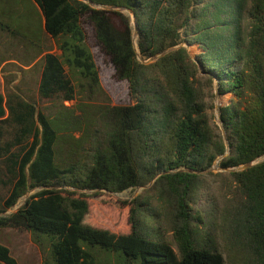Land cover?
<instances>
[{
    "label": "trees",
    "instance_id": "trees-1",
    "mask_svg": "<svg viewBox=\"0 0 264 264\" xmlns=\"http://www.w3.org/2000/svg\"><path fill=\"white\" fill-rule=\"evenodd\" d=\"M89 1L135 15L138 51L127 12L33 0L61 51L46 54L39 94L77 103L67 68L101 91L97 49L127 82L131 104L102 107L99 122L90 108L64 106L66 116L53 121L34 103L0 93L10 187L3 212L41 188L1 217L0 228L29 231L39 244V234L50 237L54 264H264V0ZM0 28L12 31L2 21ZM215 87L232 97L219 108L221 127L210 101ZM7 124L15 133L5 150ZM220 158L227 171L214 172ZM152 183L170 242L148 223L146 202L112 196ZM98 205L130 208L126 231L101 228ZM0 263L20 264L2 243Z\"/></svg>",
    "mask_w": 264,
    "mask_h": 264
},
{
    "label": "rangeland",
    "instance_id": "rangeland-1",
    "mask_svg": "<svg viewBox=\"0 0 264 264\" xmlns=\"http://www.w3.org/2000/svg\"><path fill=\"white\" fill-rule=\"evenodd\" d=\"M0 21L8 24L12 31H4L0 28V93L8 100L11 96H18L24 101L34 103L43 110L51 120L66 116L64 106L73 107L78 111L79 107L90 108L89 111L96 121L102 120V114L96 112L107 106H128L131 104L127 82H118L114 75L115 70L107 63L103 56L95 49V58L100 70L101 91H91L87 83L79 76H73L69 69L67 72L74 81L77 89V103L64 102L61 99H43L39 94V85L44 67V58L48 53L61 55L56 41L44 29V20L38 6L33 0H0ZM18 31L19 33H13ZM193 56L200 54L197 47L190 48ZM211 90H209L210 94ZM216 97L210 99L213 106L212 114L214 122L219 126V108L228 104L231 96L219 97L215 87ZM15 129L7 124L5 127L2 146L4 147L12 140ZM79 136V135H77ZM3 149L6 150V147ZM15 148L14 151H17ZM13 151V152H14ZM69 153L64 146L59 150L61 156ZM7 154L0 150V218L8 217L16 213L27 200L41 188L31 190L23 196L15 207L6 212L4 202L10 193L8 185L9 177L6 171ZM220 160L214 172H219ZM135 190H128L123 193H114L112 196L117 201H129L139 198L140 202H146L143 209H149L147 216L148 223L158 229L167 241H172V234L167 220V211L156 202L154 194L150 191L152 185ZM129 209L120 210L114 205H98V212L102 220L99 223L101 228L110 229L117 233H123L128 227ZM157 215L158 221L154 220ZM156 221V223H155ZM158 222V223H157ZM158 225V226H157ZM41 243H36L29 231H20L10 228H0V243L9 246L20 264H54L51 260L52 239L44 234H39ZM1 264V263H0ZM108 264H115L111 261Z\"/></svg>",
    "mask_w": 264,
    "mask_h": 264
},
{
    "label": "water",
    "instance_id": "water-1",
    "mask_svg": "<svg viewBox=\"0 0 264 264\" xmlns=\"http://www.w3.org/2000/svg\"><path fill=\"white\" fill-rule=\"evenodd\" d=\"M86 3H88L90 6H92L93 8H96V9H102V10H107V11H120V12H127L129 14L132 15V19H133V24H134V38H133V42H134V48L136 51H138V45H137V39H138V27H137V24H136V18H135V15L133 13H131L130 10L126 9V8H123V7H117V6H104V5H97V4H93L92 2H90L89 0H82ZM187 48H188V45L186 44L185 45ZM174 49L176 48H172V49H169V50H166L156 56H154L153 58L149 59L148 61H142L139 57V59L141 60V62L145 63V64H150V63H154L156 62L157 60H159V58L163 57L164 55H166L167 53L173 51ZM219 125L222 126V121H221V118L219 116ZM223 136H224V139H225V142L227 144V146H229V141H228V138H227V133L225 131H223ZM227 154H229V150L227 152ZM222 158H220L219 160H221ZM218 160V161H219ZM217 161V163H218ZM217 163L215 164L214 168L216 169L217 168ZM258 164V162H252L246 166H242L240 168H237V169H231L230 171H243V170H246L248 168H251L253 167L254 165ZM219 172L221 171H227V169H223V168H219L218 169Z\"/></svg>",
    "mask_w": 264,
    "mask_h": 264
}]
</instances>
